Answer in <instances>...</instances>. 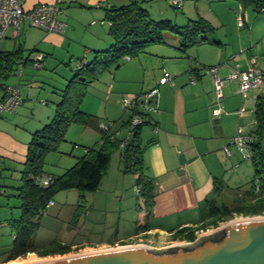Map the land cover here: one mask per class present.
I'll return each instance as SVG.
<instances>
[{
	"label": "crops",
	"instance_id": "0c3cea01",
	"mask_svg": "<svg viewBox=\"0 0 264 264\" xmlns=\"http://www.w3.org/2000/svg\"><path fill=\"white\" fill-rule=\"evenodd\" d=\"M229 1L214 10L198 11L199 18L207 20L215 28V32L207 36V41L190 50L189 54L181 53L177 47V50L165 55L163 52L160 55L158 52L145 53L135 61L124 60L122 62L128 64L122 68L120 65L115 68L116 71L111 69L102 73L91 85L94 87L92 93L83 99V112L98 117L101 124L103 118L116 123L113 119L120 115L117 110L122 107L125 97L142 94L157 87L160 92L158 109L146 118L145 125L149 132L143 135L141 132L143 144L154 140L144 151L143 158L146 174L154 181L155 195L150 212L146 209L145 225L148 229H137L144 226L137 225L131 232L117 236L114 243V236H111L107 240L109 244L102 246L119 247L120 243L137 244L151 238L176 239V230L197 229L203 224L208 210L207 202L217 197V182H223L229 189L227 192L243 187V165L240 163L247 158L234 147L230 148V155L226 154L225 149L229 147L231 138L238 135L239 129L241 135L246 134L247 122L255 126L248 136L254 135L256 118H245L244 114L240 116L239 111L244 108L247 99L250 104H254L255 109L258 100L264 106V85L259 90L250 91L244 100L239 94L238 83L230 81L228 76L236 65L243 69L248 67L251 57L257 58V65L264 71V13L257 15L251 10L243 11L239 2ZM133 2L147 9L154 20L172 21L174 18L169 9L173 8L171 0H22L27 11L42 4L58 3L62 9L60 19L66 24V30L61 35L25 26L19 42V38H14L11 30L10 40L14 42L13 45L21 46L24 52H29L25 58L22 55L17 64H22L27 70L31 66L28 61L31 53L40 52L46 56L42 69L55 68L57 60L64 62L77 59V70L81 62L92 60L95 51L107 50L115 42L109 34L110 23L105 20L106 11ZM193 7L190 2L182 6L185 13L193 12L192 17L185 16L189 18L188 21L198 19L194 12V9L198 10L197 5ZM240 18L244 20L243 27L239 26ZM6 38H9L8 35ZM192 51L193 54L190 55ZM56 54L59 58H56ZM157 65L161 67L157 69ZM66 66L70 65L66 63ZM204 66L218 67V76L223 81L221 98L217 96L211 75L201 74L198 70L191 71ZM76 70H72L68 77H63L64 84L60 89L51 94L44 93L45 98L52 100L54 108L46 107L48 101L43 99V110L38 113L34 109V102L30 100L33 96L31 91L37 89L38 84V88H41V82L34 81L36 73L29 72L27 79L15 83L14 86L19 87L23 103L15 113H3L0 117V179L6 173L23 170L32 135L51 121L55 106L61 101L62 92ZM163 70L170 72L172 81L171 84L159 86ZM31 71L37 70L32 68ZM192 78L196 79L195 84H192ZM215 109H220L221 113L214 115ZM121 110L126 113L123 108ZM121 118L122 115L118 120ZM86 129L88 144L94 142L95 145H100V134L90 128ZM73 145L76 146L77 143ZM84 146L86 150L90 145ZM117 151H120V159L118 158L114 168L115 155H112L109 169L114 174L112 179L115 178L116 188L127 190L134 185L137 176L122 171V149ZM83 155L77 157L76 162ZM70 164L67 161L63 163V167H57V172L60 173L45 172V176L62 175ZM135 188L139 194L138 187ZM200 231L197 229L195 235Z\"/></svg>",
	"mask_w": 264,
	"mask_h": 264
},
{
	"label": "trees",
	"instance_id": "16d2710c",
	"mask_svg": "<svg viewBox=\"0 0 264 264\" xmlns=\"http://www.w3.org/2000/svg\"><path fill=\"white\" fill-rule=\"evenodd\" d=\"M232 1L239 2L243 11L251 10L257 15L264 13V0ZM105 20L110 23L109 34L114 38V44L107 50L95 51L92 60L81 62V66L62 92L61 101L55 106V114L51 121L32 135L26 163L21 172L22 184L16 189L17 196L22 200L21 215L18 220L11 223L14 240L11 250L5 255L4 261L7 263L25 259L28 254H37L45 258L70 253L71 247L62 242L40 246L34 244L40 218L48 209L49 202L53 201L61 191L77 189L82 197L86 193L96 192L109 168L112 155L116 150L121 149L122 141L116 138V133L112 132L113 127L107 131L103 130L98 117L81 110V104L87 94V86L96 81L105 71L113 67L118 68L125 57L138 58L152 45L164 43L166 32L177 35L178 49L183 54L207 41V36L215 32V28L203 18L190 20L184 26L175 25L169 19L154 20L147 9L136 2L107 10ZM23 53L24 49L21 46L10 52H0L1 70L14 68L13 66L17 65ZM1 70L0 76L3 75ZM196 70L199 69H191L192 72H197ZM2 86L4 85L0 86L1 89ZM255 118L254 135L257 141L253 144V155L250 158L254 170L250 187L236 190L230 201L222 200L219 206V198L229 189L223 182H217L215 186L217 197L207 202L208 210L205 212V220L197 229L216 228L220 223L236 216H264V106L259 100L256 103ZM73 124H80L97 131L101 136L99 148H86L85 154L62 175L45 176L43 166L46 156L50 152L58 151L59 145L66 139L68 128ZM144 125L133 130L131 138L122 149V171L137 176L136 187L139 189L140 197L144 199L145 208L150 212L155 198L154 181L146 174L143 158L144 151L154 143V140L143 144L141 128ZM37 178L50 179L49 185H40ZM137 229L146 230L148 226L144 225ZM197 229H178L174 233L175 238L192 242L196 239ZM3 257H0V261Z\"/></svg>",
	"mask_w": 264,
	"mask_h": 264
},
{
	"label": "rangeland",
	"instance_id": "374dc122",
	"mask_svg": "<svg viewBox=\"0 0 264 264\" xmlns=\"http://www.w3.org/2000/svg\"><path fill=\"white\" fill-rule=\"evenodd\" d=\"M222 1L223 2H217L214 0H184L183 5L190 2L192 3V8H194L193 6L196 4L198 10L194 9V12L196 14V17L199 18L200 16H198V11L199 13H201L205 12V10L208 11L209 9L214 10L218 6H222L224 2H227L229 0ZM229 2L235 1L230 0ZM169 9L174 15V18H172L173 23L176 24L177 22L178 24L176 25L178 26H182L179 23H188L189 18H186L185 16L192 17L191 14L193 15V12L185 13L183 11V8ZM10 34L11 30H9V32L7 33L9 38H6L2 43H0V50L10 51L18 47V45H16V47L13 45L14 42L10 40ZM19 40L20 38L17 40V42H19ZM178 45L179 39L177 35L172 32H166L164 34V43L152 45L142 54H155L158 52L160 55V53L163 52L162 54L165 55L167 53H170L171 51L177 50ZM195 48L196 47L189 49L187 53L189 54L190 50H193ZM28 53L29 52H24L23 58H25ZM192 54L193 51L190 53V55ZM56 58H59L58 54H56ZM133 60L135 61L137 60V58ZM55 63V68L45 67L44 69H40L37 71H31V66H28V69L25 70L23 65L19 63L17 65L15 64L13 66L14 68H12L11 70L2 71L0 62V70L1 72H3V75L0 76V84L14 86L15 83L17 84L19 82V80L27 79L26 75L29 72H35L36 74H34V81L41 82V88H38V84L37 89L31 91V93H33V96H31L30 100H32L31 102H34L35 111H37V113L42 112L43 109L41 107L43 104L42 102L44 101L43 99H47L48 101L46 107L54 108L52 100L48 97L45 98L44 93L48 92V94H51L53 91L60 89V87H62V85L64 84L63 77H68L73 71L76 70V68L79 66V60H64V62L57 60ZM66 63H68V65L70 66L67 67ZM126 64L128 63L124 64V62H121V68ZM160 67L161 65L156 66L157 69H159ZM21 69L23 70V76L19 77L16 74V71ZM112 70L116 71L115 67H113ZM22 84L29 86L27 83H21V85ZM92 84L87 86V94L92 93L91 90L94 88L91 86ZM1 96L2 89L0 88V99ZM121 108L119 107V109L117 110L118 112H120V115L118 114L116 118L113 119L116 123H114L112 132L117 134V139L123 141L126 139L130 130L127 122L130 121L131 113H125L121 110ZM244 110L245 118L250 117L254 120L255 106L252 103L250 104V100L248 99L244 106ZM121 115V120H118ZM103 119L104 120H102V124L111 122L105 120L106 118ZM245 127L246 134H243L244 136H248V134H250L251 131L255 129V126L250 125L249 122L245 124ZM87 130L88 129L84 128L83 125L80 124L71 125L66 132L65 141L59 145L58 151L50 152L46 156L43 166L44 172L50 174L60 173L57 172V167H63V163L67 161L71 164L66 169L71 168L73 165H75L76 158L84 154V145H90L89 147H95L98 149L99 144L95 145L94 142L88 144L89 142L88 140H86V132H88ZM141 132L142 135L146 134V132H149L148 126L144 125L141 128ZM74 143H77V145L74 146ZM119 154L120 151L116 150L113 154L115 155V158L113 159L112 156L114 168H116L115 164H117L118 160L120 159ZM240 164L243 165L241 168L243 178L241 180V185L247 189L250 187L254 175L252 162L250 158H247L246 160L241 161ZM21 172L22 170L6 173L0 179V224L2 225L0 227V257L4 256L3 260L1 258L0 264H24L28 263L27 261H29V258H31V256H29L25 259H20L9 263L4 261L6 259L5 255H7L11 250L14 240V232L13 228L11 227V223L14 220H18L21 215L22 200L17 196L18 191L16 190L22 184ZM113 175L114 174L112 173V170L108 168L106 174L102 179L99 189L94 193L84 194V197H82L81 192L77 189L61 191L55 196V198L53 199L54 206L49 207L40 218V226L37 232V236L34 239V244L36 246H40L52 242H62L71 247V252L66 255L50 256L45 258H42L37 254H33V256H35V261L115 248L116 246L104 247L102 245L109 244L107 240H109L111 236H114L112 241L114 243L117 236H122L126 232H131L136 228L137 225L146 224L145 203L144 199L140 197L135 188L136 179L132 187L128 188L127 190H123L120 188H116L115 178L112 179ZM234 195L235 190L224 193V195L221 197V200H219L218 205H221L220 201L222 200L225 201L226 199L230 201ZM240 218L244 217L236 216L231 220L220 223L219 226L234 219ZM170 242L178 244L188 243L189 241L169 238L166 240L161 238H151L149 240L145 239L144 241H142V243L139 242L137 244L133 242L120 243L119 247H122L123 244V246L143 245L147 247H156L171 245Z\"/></svg>",
	"mask_w": 264,
	"mask_h": 264
},
{
	"label": "built area",
	"instance_id": "2783aa9c",
	"mask_svg": "<svg viewBox=\"0 0 264 264\" xmlns=\"http://www.w3.org/2000/svg\"><path fill=\"white\" fill-rule=\"evenodd\" d=\"M184 0H171V5L181 9ZM62 9L58 3L56 4H42L33 10H25L22 0H0V43L7 37L9 30H12L14 38H19L22 35L23 28L29 26L44 30L49 33L64 34L66 24L60 19ZM243 18L239 19V26L243 27ZM46 56L43 53H31L29 63L34 70L43 68ZM125 61H130V57H125ZM199 73L204 75H211L214 79L215 91L219 98L222 97L223 81L218 76V67H200ZM23 70H17L16 74L21 77ZM230 81H236L239 86V94L245 100L250 91L259 90L264 85V71L257 65V58L251 57L249 65L245 69L236 65L231 74L228 76ZM172 75L167 71H162V76L159 79V86L171 84ZM192 84L196 83V79L192 78ZM1 86V84H0ZM160 92L159 88H153L145 93L138 95L127 96L122 100V108L131 113L129 121V133L125 140L121 143L123 149L128 140L131 138L133 130L137 129L147 122V117L151 112L159 107ZM23 100L20 95L19 87L16 86H2V98L0 99V117L3 113H15L22 105ZM245 110L241 108L239 115L243 116ZM220 109L213 110L214 115H219ZM113 127V123L101 124L103 130H108ZM257 141L255 135L243 136L241 129L238 135L230 140V145L225 149L227 155L231 154L230 148L234 147L239 152L245 154L246 158H251L253 155V144ZM50 179L37 178V182L43 186L49 185ZM138 189V188H137ZM53 201L49 202L48 208L53 206ZM2 225L0 224V227ZM213 227L206 230H201L196 236L212 232ZM206 231V232H205ZM33 254H28L27 257Z\"/></svg>",
	"mask_w": 264,
	"mask_h": 264
},
{
	"label": "water",
	"instance_id": "95a60500",
	"mask_svg": "<svg viewBox=\"0 0 264 264\" xmlns=\"http://www.w3.org/2000/svg\"><path fill=\"white\" fill-rule=\"evenodd\" d=\"M24 264H264V216L234 219L188 243L122 246Z\"/></svg>",
	"mask_w": 264,
	"mask_h": 264
},
{
	"label": "bare ground",
	"instance_id": "6f19581e",
	"mask_svg": "<svg viewBox=\"0 0 264 264\" xmlns=\"http://www.w3.org/2000/svg\"><path fill=\"white\" fill-rule=\"evenodd\" d=\"M34 257H35V256L31 255V258H29V261H27V262H28V263H29V262H35ZM20 264H21V263H20Z\"/></svg>",
	"mask_w": 264,
	"mask_h": 264
}]
</instances>
